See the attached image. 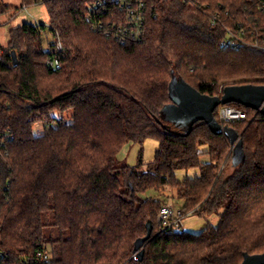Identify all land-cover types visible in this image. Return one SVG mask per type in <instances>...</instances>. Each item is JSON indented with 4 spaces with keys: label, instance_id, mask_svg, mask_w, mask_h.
<instances>
[{
    "label": "trees",
    "instance_id": "obj_1",
    "mask_svg": "<svg viewBox=\"0 0 264 264\" xmlns=\"http://www.w3.org/2000/svg\"><path fill=\"white\" fill-rule=\"evenodd\" d=\"M95 1L21 0L24 8L45 4L49 23L11 27L0 45V264H242L245 254L263 253L264 115L226 104L248 115L221 122L243 144L234 167L225 133L203 120L188 134L157 121L172 102L173 74L209 96L227 85H264V50L224 46V26L210 21L215 9L229 10L227 24L242 21L264 44L263 0H192L196 8L146 0L144 37L127 43L90 28ZM18 10L0 0V14ZM57 40L59 68L47 63ZM147 139L159 145L146 170L141 156L136 166L118 160L126 144ZM179 170L198 173L179 179ZM166 186L184 213L208 219L224 210L219 225L197 234L161 230V199L142 195ZM150 229L137 260L136 241Z\"/></svg>",
    "mask_w": 264,
    "mask_h": 264
},
{
    "label": "built area",
    "instance_id": "obj_2",
    "mask_svg": "<svg viewBox=\"0 0 264 264\" xmlns=\"http://www.w3.org/2000/svg\"><path fill=\"white\" fill-rule=\"evenodd\" d=\"M193 8L199 6L192 0H184ZM110 6V7H109ZM262 7L264 8V0ZM114 8V11H112ZM146 0H96L93 2L87 14V20L90 28L101 32L107 37H113L120 43L138 42L144 37L146 24ZM124 13V16H123ZM224 17H230V11L222 8L215 9L210 13V21L213 25H223L225 36L222 44L226 47H252L264 50V44L258 38L256 31L251 26H244L243 22L233 18L227 24ZM63 45L60 40L56 41L51 49L47 63L50 66L59 68L61 66L60 52ZM220 122H231L248 119V115L241 109L233 106L224 105L219 110ZM13 136H10L11 139ZM2 146H5V140L1 139ZM0 149V155H3ZM185 213L173 205L164 203L158 215V221L161 230H175L182 232ZM41 254V252H40ZM5 257V253L0 251V259ZM48 258V254L44 255Z\"/></svg>",
    "mask_w": 264,
    "mask_h": 264
},
{
    "label": "water",
    "instance_id": "obj_3",
    "mask_svg": "<svg viewBox=\"0 0 264 264\" xmlns=\"http://www.w3.org/2000/svg\"><path fill=\"white\" fill-rule=\"evenodd\" d=\"M14 65H17V55L15 51L12 52ZM169 95L171 103L163 107L160 118L157 119L161 123L163 129H167L174 133L188 134L193 124L197 120H203L208 124L212 131L216 133H225L232 143V165L237 166L244 160L243 144L239 134L219 122L214 111L220 105H226L231 102H236L250 107L264 115V85H227L223 88L222 95L209 96L200 93L190 84H188L182 77L173 74L169 85ZM171 105L179 115H195L188 124L177 123L174 125L179 129H172L165 124L166 120L164 112ZM151 229L148 236L136 241L134 255L137 260L142 261L144 256L143 246L145 240L151 235ZM242 264H264V252L259 254H245Z\"/></svg>",
    "mask_w": 264,
    "mask_h": 264
},
{
    "label": "rangeland",
    "instance_id": "obj_4",
    "mask_svg": "<svg viewBox=\"0 0 264 264\" xmlns=\"http://www.w3.org/2000/svg\"><path fill=\"white\" fill-rule=\"evenodd\" d=\"M8 3L14 4L19 7L17 14L10 16V14H0V45L6 46L9 40L8 30L11 27H15L24 23L30 24H44L47 25L49 23L48 10L45 4L37 3L31 5L29 7H21V0H5ZM51 38V34L49 33ZM52 39V38H51ZM45 48H48V45L45 43ZM163 115V112L162 114ZM195 115H179L174 108L169 105L168 108L164 112V119L168 124L175 125L177 123L188 124ZM43 123H36L34 126L35 134H42L44 131ZM158 141L155 139H147L142 145L138 143H128L126 144L118 153L117 158L123 164H128L131 166H136L138 164L139 156H141L143 161L142 170H146L147 165L154 159L155 152L158 148ZM201 150H206L205 146L200 147ZM231 153V152H230ZM202 162H208L209 157L207 154H203L201 156ZM232 165V160L230 161ZM233 166V165H232ZM198 173V170H179L176 172V175L179 179L184 178L185 176H194ZM176 189L166 186L161 191L157 190H149L144 193L143 197H157L161 199L162 204L168 203L173 205L175 208H182L183 201L181 199L176 198ZM182 210V209H181ZM184 213V212H183ZM224 210H222L219 215H213L208 219H204L198 215V213L190 211L189 213H185V217L183 220L182 229L183 231H188L194 234L200 233L208 224L213 226H218L221 221V216L223 215Z\"/></svg>",
    "mask_w": 264,
    "mask_h": 264
},
{
    "label": "crops",
    "instance_id": "obj_5",
    "mask_svg": "<svg viewBox=\"0 0 264 264\" xmlns=\"http://www.w3.org/2000/svg\"><path fill=\"white\" fill-rule=\"evenodd\" d=\"M209 157V156H208Z\"/></svg>",
    "mask_w": 264,
    "mask_h": 264
}]
</instances>
